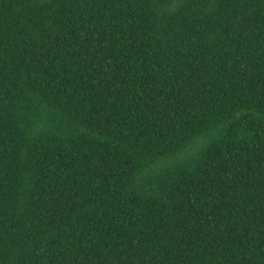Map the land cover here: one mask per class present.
<instances>
[{
    "label": "trees",
    "instance_id": "16d2710c",
    "mask_svg": "<svg viewBox=\"0 0 264 264\" xmlns=\"http://www.w3.org/2000/svg\"><path fill=\"white\" fill-rule=\"evenodd\" d=\"M0 264H264V0H0Z\"/></svg>",
    "mask_w": 264,
    "mask_h": 264
}]
</instances>
